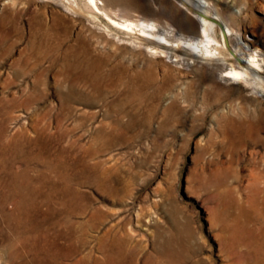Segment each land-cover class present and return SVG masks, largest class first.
Wrapping results in <instances>:
<instances>
[{
  "label": "rangeland",
  "instance_id": "374dc122",
  "mask_svg": "<svg viewBox=\"0 0 264 264\" xmlns=\"http://www.w3.org/2000/svg\"><path fill=\"white\" fill-rule=\"evenodd\" d=\"M128 1L99 4L199 36L174 0ZM207 1L244 57L264 61V0ZM85 2L0 0L2 264H264V92L225 78L233 59L161 57Z\"/></svg>",
  "mask_w": 264,
  "mask_h": 264
},
{
  "label": "bare ground",
  "instance_id": "6f19581e",
  "mask_svg": "<svg viewBox=\"0 0 264 264\" xmlns=\"http://www.w3.org/2000/svg\"><path fill=\"white\" fill-rule=\"evenodd\" d=\"M86 2V5L88 6V8H89V13L92 15V18L93 19H95V20H100L102 17L103 18H105L106 20H108L115 28H118V29H120V30H122L124 33H126V34H128L129 36H130V38H131V41H132V43H139V44H141V45H145V46H147V48L148 49H150L152 52H154V53H156V54H159L161 57H166V58H168V57H170L171 55V50H182V51H185L186 53H188V54H190V55H192L193 57H202V58H208V59H212V60H219V61H225V60H232V62H231V67L229 68V69H227L226 71H225V78L226 79H228V80H232L233 82H237V81H240V82H242V83H244L247 87H249V88H251L254 92H261V91H263L264 92V61H263V59L262 58H260V56L256 53V51L255 52H252V53H250L249 54V56L247 57V58H245L244 57V55L241 53V51L238 49V47L235 45V44H233L232 42H231V37H232V35H233V32H232V29L228 26V24L224 21V19H222V17L220 16V15H218V14H214V13H212V11L210 10V6L211 5H209V2L207 1V0H174V1H176L177 3H179L184 9H186L187 11H188V13L191 15V17H192V19H194L196 22H198L197 24H198V26H195V30L196 31H198V33H199V36L197 35V37H193V36H190V37H183V36H179L176 32H175V29H173V27L172 26H168V27H166L164 30H161V26L159 25V24H156V23H154V22H151V21H148V20H146V19H143V18H140L139 20H137V21H128V20H124V21H118L117 19H115V18H113L112 16H111V14L108 12V10H107V8L104 6L105 4L102 2V4H103V7H101L100 6V4H99V0H85ZM116 1H119V2H122V3H126V4H131V3H129V1L128 0H116ZM71 3V2H70ZM101 4V5H102ZM135 8H137V9H141V10H145V11H147V10H149L148 9V6H140V5H137V4H135ZM90 16V15H89ZM191 19V20H192ZM186 21V20H185ZM45 22V21H44ZM102 22V21H101ZM189 22V21H188ZM46 23V22H45ZM193 23V22H192ZM48 24V23H47ZM190 24V23H189ZM41 25V24H40ZM43 25H45V24H43ZM47 26V25H46ZM190 27V26H189ZM46 28V27H45ZM48 28V27H47ZM191 28V27H190ZM41 29V28H40ZM43 29H44V27H43ZM108 29V28H107ZM42 30V29H41ZM50 30V29H49ZM51 31V30H50ZM38 32V31H37ZM46 32V31H45ZM48 32V31H47ZM49 33V32H48ZM197 34V33H196ZM32 35V34H31ZM40 35V34H39ZM46 33L45 34H43V36H45L46 37ZM184 35V34H183ZM218 35H220V38L218 37ZM33 36L35 37V34L33 33ZM36 36H38V35H36ZM41 36V35H40ZM226 36L229 38V40H230V47H228V45H227V43H226ZM42 37V36H41ZM33 38V37H32ZM35 38H37V37H35ZM49 38V37H48ZM40 39V38H39ZM45 38H42L41 40H44ZM40 42V41H39ZM46 42H47V40H46ZM63 42V41H62ZM44 43V42H43ZM61 43V42H60ZM34 44V43H33ZM45 44V43H44ZM51 44V43H50ZM43 45V44H42ZM41 46V45H40ZM50 47V46H49ZM43 48V47H42ZM44 48H45V46H44ZM39 49H40V47H39ZM49 49V48H48ZM54 49V48H53ZM61 49V48H60ZM40 50H42V49H40ZM70 51V50H69ZM66 52V51H65ZM77 54V53H76ZM178 56V58L180 57V58H184V55H177ZM78 57V56H77ZM192 57V58H193ZM229 57V58H228ZM69 59V58H68ZM70 63H71V61H70ZM69 64V63H68ZM77 64V63H76ZM64 65H66V64H64ZM73 65V64H72ZM70 66V65H69ZM80 66V65H79ZM210 79V78H209ZM211 81H213L212 82V84H216L217 86H219L218 85V83H217V81L216 80H214V78H212V79H210ZM209 80V81H210ZM209 81H208V83H209ZM206 82V81H205ZM130 84V83H129ZM139 86V85H138ZM208 86V85H207ZM214 86V85H213ZM129 87H131V86H129ZM128 87V88H129ZM134 87V86H133ZM212 87V86H211ZM211 87H205V86H203L202 87V85H200V87H198L199 89H202L203 90V92H204V94L205 95H207L208 93H210V91L209 90H211L212 88ZM144 88V87H143ZM130 89V88H129ZM138 89V88H137ZM136 89V90H137ZM214 90H215V88H213ZM212 89V90H213ZM34 90H36V89H34ZM162 90V89H161ZM32 91V90H31ZM163 91V90H162ZM199 91V90H198ZM197 91V92H198ZM36 92V91H35ZM136 92V91H135ZM141 92V91H140ZM155 92H157V91H155ZM161 92V91H160ZM130 93V92H129ZM132 93V97H135L134 96V94H136V93H134V92H131ZM196 92H190V91H187V92H185V94H186V96H192L193 94H195ZM138 94V93H137ZM197 94V93H196ZM211 94V93H210ZM213 94V93H212ZM211 94V95H212ZM155 95V94H154ZM157 95V94H156ZM210 95V96H211ZM128 96V95H127ZM195 96V95H194ZM147 97H148V95H147ZM153 97V96H152ZM157 97V96H156ZM162 97V96H161ZM176 96H174V98H175ZM140 98H142V97H140ZM150 98H151V96H150ZM173 98V99H174ZM208 98V97H207ZM215 98H217V97H215ZM177 99L178 98H176V99H174L173 100V104H172V106L174 107H176V105H177ZM68 100V99H67ZM146 100V99H145ZM208 100V99H207ZM215 100H217V99H215ZM151 101V100H150ZM153 101V100H152ZM142 102V101H141ZM140 102V103H141ZM154 102V101H153ZM63 104H65V103H63ZM138 104V103H137ZM151 105V104H150ZM153 106V105H152ZM62 107V106H61ZM66 107V106H65ZM126 107H127V105H126ZM134 107V106H133ZM132 108V107H131ZM62 109V108H61ZM141 109V108H140ZM139 109V110H140ZM171 109V107L169 108V110ZM182 109V108H181ZM127 110H129V109H127ZM154 110V109H153ZM168 110V109H167ZM177 110H178V108H177ZM128 112V111H127ZM132 112V111H131ZM150 112V111H149ZM154 112V111H153ZM165 113H166V111H165ZM167 113H169V112H167ZM59 119H61V118H59ZM62 122V121H61ZM63 123V122H62ZM61 123V124H62ZM59 124V123H58ZM77 124V123H76ZM75 124V125H76ZM45 126V125H44ZM47 126V128H48V125H46ZM51 126V125H50ZM60 126V125H59ZM263 126V125H262ZM62 127V126H61ZM256 127V126H255ZM44 128V127H43ZM51 128V127H50ZM261 128V127H260ZM68 129V128H67ZM73 129V128H72ZM74 130V129H73ZM254 130V129H253ZM22 131H24V130H22ZM27 131V130H26ZM44 131H46V130H44ZM62 131H64L63 129H62ZM66 131V130H65ZM101 131V130H100ZM25 132V131H24ZM67 132V131H66ZM103 132V131H102ZM17 133V132H16ZM23 134V133H22ZM25 134V133H24ZM27 134V133H26ZM99 134V133H98ZM101 134V133H100ZM99 134V135H100ZM17 135H19V134H17ZM21 135V134H20ZM68 135V134H67ZM7 137V136H6ZM23 137H24V135H23ZM98 137H100V136H98ZM97 137V138H98ZM9 138V137H8ZM12 138H14V136L12 137ZM1 139H3V138H1ZM6 139V138H5ZM23 139V138H22ZM21 139V140H22ZM4 140V139H3ZM20 140V139H19ZM25 139H23V141H24ZM0 141H2V140H0ZM10 141V140H9ZM17 141H18V139H17ZM16 141V142H17ZM15 142V143H16ZM0 143H2V142H0ZM13 143V142H12ZM6 144V143H5ZM14 144V143H13ZM12 144V145H13ZM18 144V143H17ZM16 144V145H17ZM2 145V144H1ZM15 145V146H16ZM9 146H11V144H10V142H9ZM73 147V146H72ZM9 148V147H8ZM11 148H12V146H11ZM14 149V148H13ZM97 149V148H96ZM5 150V149H4ZM8 150V149H7ZM99 150V149H98ZM5 152V151H4ZM10 152V151H9ZM11 152H13V150L11 151ZM18 152H19V150H18ZM6 153V152H5ZM82 153V152H81ZM4 154V153H3ZM6 154H4V156H5ZM27 155V154H26ZM33 155V154H32ZM30 156V155H29ZM79 156V155H78ZM3 157V156H2ZM19 157V156H18ZM50 157V156H49ZM88 157V156H87ZM23 158V157H22ZM9 159V158H8ZM25 159V158H24ZM30 159V158H29ZM38 159V158H37ZM46 159V158H45ZM15 161H16V159H14ZM26 160V159H25ZM33 160V159H32ZM36 160V159H35ZM40 160V159H39ZM83 160V159H82ZM3 161V160H2ZM21 161H23V160H21ZM34 161V160H33ZM37 161V160H36ZM47 161H48V159H47ZM54 161V160H53ZM7 162V161H6ZM12 162V161H11ZM17 162V161H16ZM20 162V161H19ZM51 162V161H50ZM2 163V162H1ZM3 163H4V161H3ZM24 163V162H23ZM27 163V162H26ZM45 163V162H44ZM28 164V163H27ZM30 164V163H29ZM32 164V163H31ZM48 164V163H47ZM44 165V164H43ZM7 166H8V164H7ZM24 166V165H23ZM62 166V165H61ZM4 167V166H3ZM2 167V168H3ZM27 167V166H26ZM30 167V166H29ZM32 167V166H31ZM41 167V166H40ZM48 167V166H47ZM9 168V167H8ZM52 168V167H51ZM10 169V168H9ZM21 169V168H20ZM34 169H36V168H34ZM1 170V169H0ZM25 170H28V169H26L25 168ZM41 170V169H40ZM6 171V170H5ZM34 171V170H33ZM55 171V170H54ZM57 171V170H56ZM16 172V171H15ZM31 172V171H30ZM46 173H47V171H45ZM52 172V171H51ZM60 172H62V170L60 171ZM67 172V171H66ZM8 173V172H7ZM11 173V172H10ZM17 173V172H16ZM15 173V174H16ZM22 173H23V171H22ZM29 173V172H28ZM32 173V172H31ZM56 173V172H55ZM68 173V172H67ZM9 174V173H8ZM13 174V173H12ZM20 175H21V173H19ZM49 174V173H48ZM58 174V173H57ZM56 174V175H57ZM1 175V174H0ZM4 175H5V173H4ZM14 175V174H13ZM35 175V174H34ZM33 175V176H34ZM38 175V174H37ZM47 175V174H46ZM46 175H45V177H46ZM50 175V178L52 177L51 176V174H49ZM48 175V176H49ZM59 175H61V174H59ZM65 175V174H64ZM7 176V175H6ZM15 176V175H14ZM31 176V175H30ZM68 176V175H67ZM17 177H18V175H17ZM16 177V178H17ZM26 177V176H25ZM28 177V176H27ZM26 177V178H27ZM44 177V176H43ZM54 177V176H53ZM52 177V178H53ZM56 177V176H55ZM66 177V176H65ZM1 178V177H0ZM8 178V177H7ZM13 178V177H12ZM20 178V177H19ZM28 178H31V177H28ZM41 178V177H40ZM23 179H25V178H23ZM32 179V178H31ZM35 179V178H34ZM37 179V178H36ZM71 179V178H70ZM2 180H4V179H2ZM11 180V179H10ZM49 180V179H48ZM53 180V179H52ZM55 180V179H54ZM67 180V179H66ZM72 180V179H71ZM70 180V181H71ZM25 181V180H24ZM32 181V180H31ZM47 181V180H46ZM59 181H60V179H59ZM17 182H19V180L17 181ZM23 182V181H22ZM38 182V181H37ZM61 182V181H60ZM66 182V181H65ZM64 182V183H65ZM85 182V181H84ZM1 183V182H0ZM13 183V182H12ZM11 183V184H12ZM35 183V186H36V184H38V183H36V182H34ZM49 183V182H48ZM69 183V182H68ZM8 184V183H7ZM10 184V185H11ZM19 184V183H18ZM40 184V183H39ZM39 184L37 185V186H39ZM45 184V183H44ZM50 184V183H49ZM55 184H56V182H55ZM4 185H6V184H4ZM13 185V184H12ZM28 185V184H27ZM54 185V184H53ZM53 185L51 186V187H53ZM58 185H60V184H58ZM67 185V184H66ZM70 185V184H69ZM1 186V185H0ZM2 186H3V184H2ZM23 187H24V185H22ZM21 186V187H22ZM34 186V187H35ZM78 186V185H77ZM19 187V186H18ZM45 187H47V186H45ZM59 187V186H58ZM4 188V187H3ZM15 188V187H14ZM39 188V187H38ZM42 188V187H41ZM49 188V187H48ZM56 188V187H55ZM69 188V187H68ZM71 188V187H70ZM69 188V189H70ZM77 188V187H76ZM12 189V188H11ZM31 189V188H30ZM37 189V188H36ZM40 189V188H39ZM58 189V188H57ZM67 189V188H66ZM78 189H79V187H78ZM8 190H9V188H8ZM14 190V189H13ZM34 190V189H33ZM47 190V189H46ZM53 190V189H52ZM59 190V189H58ZM63 190V189H62ZM74 190V189H73ZM77 190V189H76ZM21 191V190H20ZM55 191V190H54ZM61 191V190H60ZM71 191V190H70ZM2 192V191H1ZM0 192V193H1ZM14 192V191H13ZM31 192H32V190H31ZM30 192V193H31ZM37 192H39V191H37ZM73 192V191H72ZM17 193V192H16ZM15 193V194H16ZM20 193V192H19ZM46 193V192H45ZM70 193V192H69ZM79 193V192H78ZM6 194H7V191H6ZM29 194V193H28ZM32 194H34V193H32ZM32 194L30 195L31 197H32ZM49 194V193H48ZM64 194V193H63ZM66 194V193H65ZM72 194V193H71ZM20 195V194H19ZM40 195V194H39ZM57 195V194H56ZM66 195H68V194H66ZM80 195V194H79ZM83 195V194H82ZM51 196V195H50ZM71 196V195H70ZM85 196V195H84ZM83 196V197H84ZM20 197V196H19ZM27 197V196H26ZM47 197V196H46ZM60 197V196H59ZM69 197V196H68ZM81 197V196H80ZM11 198V197H10ZM29 198V197H28ZM33 198V197H32ZM37 198H40V197H37ZM48 198V197H47ZM56 198V197H55ZM2 199V198H1ZM7 199V198H6ZM6 199L4 200V202L3 203H5V201H6ZM16 199V198H15ZM22 199V198H21ZM35 199H36V197H35ZM44 199V198H43ZM60 199V198H59ZM3 200V199H2ZM11 200V199H10ZM18 200V199H17ZM38 200V199H37ZM42 200V199H41ZM82 200V199H81ZM8 201V200H7ZM12 201V200H11ZM28 201H29V199H28ZM40 201V200H39ZM51 201V200H50ZM79 201H80V199H79ZM37 202V201H36ZM43 202V201H42ZM41 202V203H42ZM47 202V201H46ZM52 202V201H51ZM54 202V201H53ZM2 203V202H1ZM8 203V202H7ZM27 203V202H26ZM76 203V202H75ZM79 203V202H78ZM10 204V203H9ZM20 204V203H19ZM18 204V205H19ZM31 204V203H30ZM69 204V203H68ZM71 204V203H70ZM74 204V203H73ZM26 205V204H25ZM34 205H36V204H34ZM33 205V206H34ZM42 205V204H41ZM51 205H52V203H51ZM60 205V204H59ZM67 205V204H66ZM75 205V204H74ZM82 205V204H81ZM80 205V206H81ZM24 206V205H23ZM27 206V205H26ZM39 206V205H38ZM86 206V205H85ZM3 207V206H2ZM6 207V206H5ZM9 207H10V205H9ZM28 207V206H27ZM26 207V208H27ZM43 207V206H42ZM46 207V206H45ZM48 207V206H47ZM75 207H76V205H75ZM84 207V206H83ZM12 208V207H11ZM19 208V207H18ZM31 208H32V206H31ZM35 208H36V206H35ZM85 208V207H84ZM17 209V208H16ZM34 209V208H33ZM43 209V208H42ZM50 209H51V207H50ZM49 209V210H50ZM69 209V208H68ZM2 210V209H1ZM20 210V209H19ZM53 210V209H52ZM60 210H62V209H60ZM64 211L66 210V209H63ZM76 210V209H75ZM74 210V211H75ZM3 211V210H2ZM17 211V210H16ZM21 211V210H20ZM25 211V210H24ZM5 212V211H4ZM8 213V212H7ZM13 213V212H12ZM16 213V212H15ZM29 213V212H28ZM27 213V214H28ZM54 213V212H53ZM63 213V212H62ZM65 213V212H64ZM81 213V212H80ZM2 214V213H1ZM4 214V213H3ZM6 214V213H5ZM46 214V213H45ZM66 214V213H65ZM8 215V214H7ZM13 215V214H12ZM75 215H77V214H75ZM59 217V216H58ZM76 217V216H75ZM2 218V217H1ZM16 218V217H15ZM14 218V219H15ZM20 218V217H19ZM47 218H49V217H47ZM62 218V217H61ZM4 219H5V217H4ZM4 219H2V220H4ZM9 219V218H8ZM12 219V218H11ZM10 219V220H11ZM13 219V220H14ZM23 219V218H22ZM69 219V218H68ZM9 220V221H10ZM52 220V219H51ZM54 220V219H53ZM56 220H58V219H56ZM56 220H55V222L54 223H56ZM65 221V219H62V221ZM70 220V219H69ZM73 220V219H72ZM71 220V221H72ZM7 221V220H6ZM8 221V222H9ZM15 221V220H14ZM24 221H25V218H24ZM23 221V222H24ZM29 221V220H28ZM45 221V220H44ZM59 221H61V220H59ZM76 221V220H75ZM30 222V221H29ZM68 222V221H67ZM2 223H3V221H2ZM17 223V222H16ZM48 223V222H47ZM69 223H71L70 221H69ZM73 223H75V222H73ZM72 223V224H73ZM77 223V222H76ZM75 223V224H76ZM12 224V223H11ZM23 224V223H22ZM51 224V223H50ZM63 224V223H62ZM65 224V223H64ZM3 225V224H2ZM15 225V224H14ZM13 225V226H14ZM26 225V224H25ZM47 225V224H46ZM11 226V225H10ZM30 226V225H29ZM60 226H61V224H60ZM64 226V225H63ZM66 226H67V224H66ZM65 226V227H66ZM75 226V225H74ZM80 226V225H79ZM3 227V226H2ZM18 227V226H17ZM20 227V226H19ZM22 227V226H21ZM45 227H47V226H45ZM57 227H58V224H57ZM68 227V226H67ZM12 228V227H11ZM29 228V227H28ZM74 228V227H73ZM8 229H10V228H8ZM16 229V228H15ZM30 229H32V227L30 228ZM45 229V228H44ZM76 229H77V227H76ZM81 229H84V227H82ZM80 229V230H81ZM21 230V229H20ZM39 230V229H38ZM47 230H49L48 229V227H47ZM57 230H58V228H57ZM65 230V229H64ZM3 231V230H2ZM1 231V232H2ZM13 231V230H12ZM43 231V230H42ZM42 231H40V232H42ZM73 231V230H72ZM78 231H79V229H78ZM82 231V230H81ZM6 232V231H5ZM9 232V231H8ZM32 232V231H31ZM39 232V231H38ZM55 233H56V231H54ZM60 232V231H59ZM75 232V231H74ZM84 232H85V230H84ZM27 233H28V231H27ZM43 233V232H42ZM46 233H48V232H46ZM54 233V234H55ZM62 233V232H61ZM60 233V234H61ZM69 233V232H68ZM80 233V232H79ZM90 233V232H89ZM18 234V233H17ZM45 234V233H44ZM51 234H53V233H51ZM50 234V235H51ZM63 234V233H62ZM66 234H67V232H66ZM110 234V233H109ZM4 235V234H3ZM5 235H7V234H5ZM11 235H12V233H11ZM28 235V234H27ZM31 235H32V233H31ZM39 235V234H38ZM64 235V234H63ZM70 235V234H69ZM75 235V234H74ZM78 235V234H77ZM76 235V236H77ZM81 235V234H80ZM104 235V234H103ZM106 235V234H105ZM108 235V234H107ZM43 236H45V235H43ZM73 236V235H72ZM109 236V235H108ZM16 237H18V236H16ZM25 237H27V236H25ZM33 237V236H32ZM41 237V236H40ZM49 237V236H48ZM82 237V236H81ZM104 237V236H103ZM27 238H29V237H27ZM46 238V237H45ZM53 238V237H52ZM69 238V237H68ZM80 238V237H79ZM87 238V237H86ZM89 238V237H88ZM109 238V237H108ZM114 238V237H113ZM118 238V237H117ZM4 239V238H3ZM2 239V240H3ZM22 239V238H21ZM26 239V238H25ZM24 239V240H25ZM49 239V238H48ZM63 238H61V240H62ZM70 239H71V235H70ZM74 239V238H73ZM90 239V238H89ZM101 239H102V237H101ZM105 239V238H104ZM107 239V238H106ZM105 239V240H106ZM20 240V239H19ZM23 240V239H22ZM22 240H20V241H22ZM29 241H30V239H28ZM33 240H35V239H33ZM50 240V239H49ZM66 240V239H65ZM77 240V239H76ZM80 240V239H79ZM88 240V239H87ZM116 240V239H115ZM47 241V240H46ZM58 241V240H57ZM90 241V240H89ZM117 241V240H116ZM28 242V241H27ZM49 242V241H48ZM52 242V241H51ZM56 242V241H55ZM59 242V241H58ZM65 242V241H64ZM87 242V241H86ZM100 242H101V240H100ZM113 242V241H112ZM122 242H125V241H123L122 240ZM75 243V242H74ZM79 243V242H78ZM77 243V244H78ZM82 243V242H81ZM88 243V242H87ZM87 243H85V244H87ZM97 243V242H96ZM99 243V242H98ZM109 243V242H108ZM114 243V242H113ZM120 243V242H119ZM19 244V243H18ZM47 244V243H46ZM55 244H57V243H55ZM64 244V243H63ZM70 244V243H69ZM68 244V245H69ZM100 244V243H99ZM116 244V243H115ZM122 244V243H121ZM30 245V244H29ZM29 245H28V247H29ZM34 245V244H33ZM67 245V244H66ZM72 245V244H71ZM81 246H82V244H80ZM96 245V244H95ZM98 245V244H97ZM120 245V244H119ZM125 245V244H124ZM5 246V245H4ZM4 246H2V247H4ZM9 246H11V244L9 245ZM13 246V245H12ZM50 246H53V245H50ZM57 246V245H56ZM59 246V245H58ZM63 246V245H62ZM65 246V245H64ZM73 247H74V245H72ZM75 246H77V245H75ZM84 246V245H83ZM87 246V245H86ZM103 246H106V245H103ZM107 246H108V244H107ZM118 246V245H117ZM15 247V246H14ZM32 247V246H31ZM37 247V246H36ZM97 247V246H96ZM116 247V246H115ZM123 247H125V246H123ZM18 248V247H17ZM34 248V247H33ZM57 248V247H56ZM56 248H55V250H56ZM80 248V247H79ZM79 248H77V249H79ZM82 248V247H81ZM89 248V247H88ZM101 248H102V246H101ZM111 248V247H110ZM112 248H113V246H112ZM119 248V247H118ZM121 248V247H120ZM119 248V249H120ZM5 249V248H4ZM14 249L15 248H12V250L14 251ZM30 249V248H29ZM48 249V248H47ZM65 249V248H64ZM67 249V248H66ZM86 249V248H85ZM118 249V250H119ZM122 249V248H121ZM120 249V250H121ZM124 249V248H123ZM16 250V249H15ZM39 250V249H38ZM61 250H62V248H61ZM69 250H70V247H69ZM73 250V249H72ZM71 250V251H72ZM89 250V249H88ZM93 250V249H92ZM101 250V249H100ZM111 250V249H110ZM114 250H115V248H114ZM117 250V251H118ZM31 251V250H30ZM40 251H41V249H40ZM44 251V250H43ZM49 251V250H48ZM65 252H66V250H64ZM67 251H68V249H67ZM74 251V250H73ZM78 251V250H77ZM90 251V250H89ZM106 251V250H105ZM122 251V250H121ZM165 251V250H164ZM18 252H20L19 251V249H18ZM31 252H33V250L31 251ZM36 252V251H35ZM38 252V251H37ZM75 252V251H74ZM85 252V251H84ZM92 252H94V251H92ZM108 252V251H107ZM106 252V253H107ZM115 251H113V253H114ZM165 252H167V251H165ZM13 253H15V252H13ZM25 253H27V252H25ZM67 253V252H66ZM73 253V252H72ZM76 253V252H75ZM78 253H80V252H78ZM90 253V252H89ZM96 253V252H95ZM125 253V252H124ZM135 253V252H134ZM29 254V253H28ZM34 254V253H33ZM42 254V253H41ZM48 254V253H47ZM52 254V253H51ZM56 254V253H55ZM62 254V253H61ZM69 254V253H68ZM77 254V253H76ZM86 254V253H85ZM92 254V253H91ZM112 254V253H111ZM110 254V255H111ZM121 254V253H120ZM65 255V254H64ZM72 255V254H71ZM88 255V254H87ZM94 255V254H93ZM109 255V256H110ZM114 255V254H113ZM123 255V254H122ZM169 255V254H168ZM38 256V255H37ZM41 256V255H40ZM49 256V255H48ZM51 256V255H50ZM81 256H83V255H81ZM85 256V255H84ZM120 256V255H119ZM133 256V255H132ZM159 256H160V254H159ZM167 256V255H166ZM172 256V255H171ZM30 257V256H29ZM28 257V258H29ZM35 257V256H34ZM33 257V258H34ZM42 257V256H41ZM60 257V256H59ZM67 257V256H66ZM71 257V256H70ZM73 257V256H72ZM79 257V256H78ZM86 257H88V256H86ZM115 257V256H114ZM121 257V256H120ZM135 257V256H134ZM151 257V256H150ZM149 257V258H150ZM18 258V257H17ZM22 258V257H21ZM51 258V257H50ZM55 258H57V257H55ZM82 258V257H81ZM110 258H111V256H110ZM113 258V257H112ZM123 259H124V257H122ZM159 258V257H158ZM171 258V257H170ZM175 258V257H174ZM26 259V258H25ZM24 259V260H25ZM32 259V258H31ZM46 259V258H45ZM64 259V258H63ZM73 259V258H72ZM79 259L80 258H78V260H76V261H78L79 262ZM94 259V258H93ZM135 259V258H134ZM147 259V258H146ZM156 259V257L154 258V260ZM168 259V258H167ZM13 260V259H12ZM38 260V259H37ZM47 260H49V258H47ZM46 260V261H47ZM87 260H88V258H87ZM86 260V261H87ZM102 260V259H101ZM112 260V259H111ZM116 260V259H115ZM162 260V259H161ZM174 260H176V259H174ZM39 261V260H38ZM56 261H58V260H56ZM73 261V260H72ZM83 261V260H82ZM88 261H90V260H88ZM94 261V260H93ZM99 261V260H98ZM109 261V260H108ZM120 261V260H119ZM119 261H118V264H120L119 263ZM149 261V260H148ZM152 261V263H153V260H151ZM156 261V260H155ZM159 261V260H158ZM157 261V262H158ZM164 261V260H163ZM2 262H3V254H2V252H0V264H2ZM9 262V261H8ZM11 262V261H10ZM20 262V261H19ZM18 262V263H19ZM70 262V261H69ZM102 262H103V260H102ZM126 262V261H125ZM130 262H133V261H130ZM166 262V261H165ZM40 263V262H39ZM60 264L62 263V262H59ZM74 263V262H73ZM96 263H97V261H96ZM114 263V262H113ZM112 263V264H113ZM122 263V262H121ZM160 263H161V261H160ZM159 263V264H160ZM163 263V262H162ZM178 263V262H177ZM29 264H31L30 262H29ZM50 264V263H49ZM55 264H56V262H55ZM64 264V263H63ZM79 264V263H78ZM86 264V263H85ZM88 264V263H87ZM129 264V263H128ZM131 264V263H130ZM133 264V263H132ZM136 264H138V263H136ZM154 264V263H153ZM232 264V263H231Z\"/></svg>",
  "mask_w": 264,
  "mask_h": 264
},
{
  "label": "water",
  "instance_id": "95a60500",
  "mask_svg": "<svg viewBox=\"0 0 264 264\" xmlns=\"http://www.w3.org/2000/svg\"><path fill=\"white\" fill-rule=\"evenodd\" d=\"M226 43H227L228 47H230V40L227 36H226Z\"/></svg>",
  "mask_w": 264,
  "mask_h": 264
}]
</instances>
